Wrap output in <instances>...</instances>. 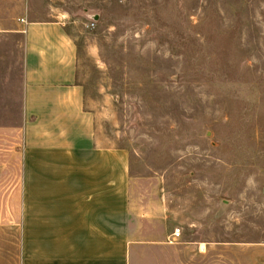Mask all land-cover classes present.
Wrapping results in <instances>:
<instances>
[{
  "label": "rangeland",
  "instance_id": "obj_1",
  "mask_svg": "<svg viewBox=\"0 0 264 264\" xmlns=\"http://www.w3.org/2000/svg\"><path fill=\"white\" fill-rule=\"evenodd\" d=\"M24 8L74 39L97 144L126 158L144 240L131 264H264V0ZM23 60L24 37L0 34V264L21 213Z\"/></svg>",
  "mask_w": 264,
  "mask_h": 264
},
{
  "label": "crops",
  "instance_id": "obj_2",
  "mask_svg": "<svg viewBox=\"0 0 264 264\" xmlns=\"http://www.w3.org/2000/svg\"><path fill=\"white\" fill-rule=\"evenodd\" d=\"M27 11L24 0L0 3L2 37H24L25 146L14 264H131L144 240L136 238L126 158L97 144L95 116L77 81L74 39L62 23L29 20Z\"/></svg>",
  "mask_w": 264,
  "mask_h": 264
},
{
  "label": "built area",
  "instance_id": "obj_3",
  "mask_svg": "<svg viewBox=\"0 0 264 264\" xmlns=\"http://www.w3.org/2000/svg\"><path fill=\"white\" fill-rule=\"evenodd\" d=\"M20 22L25 23L24 20H20ZM92 26H94V25H92ZM179 237H180V231H179V230H176V231L173 233V239H174V240H177Z\"/></svg>",
  "mask_w": 264,
  "mask_h": 264
}]
</instances>
